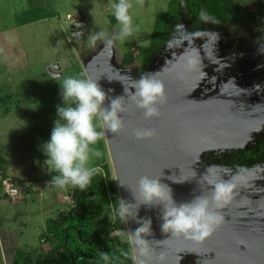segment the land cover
<instances>
[{
    "label": "rangeland",
    "instance_id": "rangeland-1",
    "mask_svg": "<svg viewBox=\"0 0 264 264\" xmlns=\"http://www.w3.org/2000/svg\"><path fill=\"white\" fill-rule=\"evenodd\" d=\"M169 1L130 0L129 14L134 31L121 40V26L113 8L118 0H0V33L6 37L5 42L0 43V236L5 252L12 259L11 264L13 260L14 264H38L37 260L46 252H54L56 244L49 237L54 227L48 228L54 221L69 216L74 206L76 188L61 189L53 185L51 181L58 173L44 164L47 157L43 145L50 140L58 118L57 106H63L60 83L64 77L95 80L106 94L103 108L110 107L112 99L123 97L126 110L121 118L125 122L130 118L129 95L135 92L133 81L142 75H158L168 67L187 70L181 57L186 50L191 52L194 48L199 51L202 63L198 71L204 75L197 81L189 101L201 106L200 113L205 115L203 111L212 108L227 122L264 116V51L252 56L242 49V43L251 37L264 40V0H233L239 11L233 25L206 28V24L198 30L215 33L214 42H209L207 36L195 37L193 33L197 30L181 17L177 25L183 28L175 25V34L162 47L161 53L142 69L139 53L149 47L156 16L167 11ZM77 22L84 25L80 28L82 35L76 39L73 32ZM93 36L97 37L94 46L90 43ZM168 42H172L171 47ZM239 44L238 55H233L231 51H236ZM126 54L132 56L129 65L122 63ZM53 65L58 69L52 68ZM46 67L58 77H51ZM209 69H212L211 74H208ZM236 71L244 72V81L239 82ZM194 72L188 73L193 75ZM256 73L261 75L253 78ZM209 75L215 80L214 89L207 97L200 98L196 91ZM97 123L102 125L103 122L98 119ZM262 130V127H253L242 132L243 145L249 144ZM93 147L102 155L93 157L89 166L98 168L104 176V167L108 168L106 181L113 183L119 204V229L115 230V224L111 223L105 229L120 236L119 244L129 243L130 232L126 214L121 216L122 201L106 131ZM250 174L245 196L258 200L264 194V174ZM7 177L12 179L17 190L15 197L4 192L1 180ZM194 199L187 189L179 204ZM246 210L235 235L247 234L264 242L263 214ZM184 253L182 261L191 258V264H203L204 255Z\"/></svg>",
    "mask_w": 264,
    "mask_h": 264
},
{
    "label": "water",
    "instance_id": "water-1",
    "mask_svg": "<svg viewBox=\"0 0 264 264\" xmlns=\"http://www.w3.org/2000/svg\"><path fill=\"white\" fill-rule=\"evenodd\" d=\"M83 22L76 23L74 38H80V28ZM52 68L58 69L57 65ZM46 71L51 77H58L50 67ZM190 70L168 67L157 75V79L165 85L167 102L160 107L159 118L145 120L143 112L131 102L129 116L124 122V129L119 133L106 131L115 177L119 188L122 204L128 207L126 214L127 225L135 253L137 264L143 260L144 264H173L174 259L179 262L182 253L197 252L202 255L212 253L214 257L204 264H252L255 255H259L258 246L252 237L240 238L239 243L247 242L256 251H249L247 255L236 258L233 254L234 237L239 219L245 216L244 206L264 211V200L255 201L247 196L244 185L251 177L250 173L243 174V182L239 183L235 198L231 205L218 210L224 216V224L201 245H196L184 238H173L170 233L161 229L163 223V205L158 202L144 203L138 195L137 185L141 177L158 179L172 191L173 201L178 205L184 198L187 189L196 197L210 196L212 185L208 181L231 179L229 173L213 170L208 174L201 165L206 152L219 149L244 148L241 142L242 132L264 124V119L234 120L227 122L210 108L208 112L200 113V105L190 102V96L197 86L201 72L189 74ZM193 72V71H192ZM196 91V90H195ZM212 106L216 108L213 102ZM137 129H155L156 136L152 139L137 140L134 132ZM261 136L258 138H262ZM207 175V180L204 176ZM255 175V174H254ZM238 183V181H237ZM246 187V186H245ZM150 220V233L142 234V239L153 246L151 259L139 255V246L135 243L134 233L144 222ZM167 248V249H166ZM164 260H159L160 254ZM264 264V257L261 262Z\"/></svg>",
    "mask_w": 264,
    "mask_h": 264
},
{
    "label": "clouds",
    "instance_id": "clouds-1",
    "mask_svg": "<svg viewBox=\"0 0 264 264\" xmlns=\"http://www.w3.org/2000/svg\"><path fill=\"white\" fill-rule=\"evenodd\" d=\"M132 7L130 0H118L113 5L114 16L121 26L120 39L123 40L133 34L132 16L129 9ZM199 19L203 22L211 21L218 24L214 16H211L205 9L199 12ZM183 28V25H177ZM195 37L209 38V42L216 39L215 33L196 31ZM187 38V34L186 37ZM97 37L90 38L91 45H95ZM111 46V41L108 42ZM172 46V42H168ZM264 51V48L261 49ZM185 61V68L191 71H198L202 68L199 51L192 49L185 51L181 57ZM201 75L204 74L201 72ZM134 94L129 99L136 108L143 112L145 120L159 118L160 107L167 102L165 85L157 79V74L142 75L137 81H133ZM257 88L260 86L257 85ZM63 106H57V120L50 135V140L43 145V151L47 159L44 164L50 171L58 173L51 183L61 189L71 186L73 188H86L94 175L100 170L90 167L89 161L95 157H101L102 153L93 146L105 135V131L113 134L124 129V121L121 114L125 112V100L123 97H116L111 100L110 107L103 108L106 94L99 84L91 78H78L74 76L64 77L60 83ZM125 94L128 89L125 88ZM102 120V125L97 121ZM99 129V130H98ZM137 140L152 139L156 136L155 129H137L134 132ZM223 169L229 173L231 169L213 165L207 169L210 174L213 170ZM231 176L228 181H208L212 185L210 196L196 197L189 203L177 205L172 198L171 189L160 183L158 179H150L147 176L141 177L138 181L137 192L139 198L146 204L158 202L163 205V223L161 229L164 233H170L173 238L181 237L196 245H201L211 238L214 233L224 224V216L221 209L227 208L233 202L238 188L237 181L243 182L244 178L240 173ZM207 175L204 179L207 180ZM121 216L128 214L129 209L121 204ZM151 221L143 223L134 233L135 243L139 246V255L151 259V252L148 242L142 239V234L150 233ZM159 260H164L161 253ZM140 264H144L141 260Z\"/></svg>",
    "mask_w": 264,
    "mask_h": 264
},
{
    "label": "trees",
    "instance_id": "trees-1",
    "mask_svg": "<svg viewBox=\"0 0 264 264\" xmlns=\"http://www.w3.org/2000/svg\"><path fill=\"white\" fill-rule=\"evenodd\" d=\"M201 9L214 16L218 24L201 21ZM238 16L239 11L233 0H170L167 11L156 16L149 47L139 53L142 69L161 53L162 47L175 34L174 27L181 17H185L192 29L198 31L206 24V28L233 25ZM131 61V54L124 55V65H129ZM256 149L250 153L243 150L229 153L230 161L246 162L250 158L264 161V137ZM104 172L105 176L100 172L94 175L86 188H76L74 206L68 212L70 215L54 221L48 228L54 227L49 233L56 244L54 252H46L37 260L38 264H134L129 243L119 244L120 236L112 235L110 229H105L110 223L115 224V230L119 229L120 218L113 183L106 181L109 177L107 167H104ZM96 216L100 218L96 220ZM15 262L13 260L12 264Z\"/></svg>",
    "mask_w": 264,
    "mask_h": 264
},
{
    "label": "flooded vegetation",
    "instance_id": "flooded-vegetation-1",
    "mask_svg": "<svg viewBox=\"0 0 264 264\" xmlns=\"http://www.w3.org/2000/svg\"><path fill=\"white\" fill-rule=\"evenodd\" d=\"M254 37H251V38L247 39V41L245 42V44L242 43V49L245 50V51L250 52L251 53L250 55H252L254 53L255 56L256 55L258 56L259 53H260L259 51L262 48H264V40L263 39H260V37L259 38H255L253 40ZM239 48L241 49L240 44L237 47V50L236 51H231L233 53V55H238V52L240 51V50H238ZM211 70L212 69H209V73L208 74H211L212 73ZM235 73L238 76L237 79L239 80V82H242V81L245 80L244 79V77H245L244 72H242V71H236ZM258 75H261V73H259V74L256 73L255 75H252V76H254L253 78H255ZM204 80H205V78H204ZM202 85L203 86L202 87L200 86V88H198V90L196 91V95L198 97H200V98H205L214 89L215 80L213 78H211L210 75H209L208 76V79L206 80V82L203 83ZM248 119H251V118L249 117V118L244 119V120H248ZM261 119H264V116H262ZM261 125L259 126V128H261V127L263 128V130L261 131V133L263 134L262 135V138H260V139L258 138L259 136H261V134L256 135L255 138L252 139V141L249 144H247L246 146H244L243 143H242V145L244 146V148H237V149H219V150L208 151L203 156L201 165L204 166V167H211L213 165H221V166H224V167H227V168L231 169V171L233 172L232 175L239 173L240 169H244L245 170L244 172L240 173L241 176L243 174H246V173H249V172L254 173L255 175L261 174V173L264 174V161L263 160H261V161H255L254 159L252 160L250 158L246 162H231L230 161L231 156L229 155V153H235L237 150H243V151H247L249 153L250 152H254V150L256 151L257 150L256 149L257 146L259 144H261V140L264 137V124H261ZM255 172H258V173H255ZM248 182L249 181H247L245 183V185H244V188L245 189H246L245 186L248 184ZM239 183H241V181H238V184ZM263 200H264V194L261 195V197L258 200H255V201H263ZM246 208L251 209V210H255V211H257V213L263 214V216H264V211L258 210V209H254V208H251V207H248V206H244L243 207V211L245 212V215L247 214L246 213V211H247ZM246 235L247 234H244L242 236H235L234 237V243H233V245H234V247H233L234 252H233V254L235 253L236 258L238 256H240V255H247L249 251H256L257 250L254 246L250 247L249 243H247V242H241V243L238 242V240L240 238H242L243 240H245V238L251 239L250 237H248ZM253 242H254V244L255 243L256 244H259V246H258L259 255L258 256L255 255L254 258H253V261L251 263L252 264H261V262L263 260V257H264V242H262V241H260L258 239H253ZM129 246H130V250H131V254H132L133 260L136 261V259H135V253H134V249H133V245H132V241L129 242ZM149 247H150V249L154 248L151 245H149ZM184 254L185 253L183 252L182 253V256H184ZM213 257H214V255L212 253H209V255H204L203 256V259L204 260L202 261L203 264L206 261L211 260ZM136 264H137V261H136ZM173 264H191V258H188L187 261H185V262L182 261V260L179 262L178 259H174Z\"/></svg>",
    "mask_w": 264,
    "mask_h": 264
},
{
    "label": "crops",
    "instance_id": "crops-1",
    "mask_svg": "<svg viewBox=\"0 0 264 264\" xmlns=\"http://www.w3.org/2000/svg\"><path fill=\"white\" fill-rule=\"evenodd\" d=\"M5 38H3V32L0 33V43L5 42ZM5 250V244L3 243L2 237L0 236V264H11L12 259H10V254H7ZM11 258H13V256Z\"/></svg>",
    "mask_w": 264,
    "mask_h": 264
},
{
    "label": "built area",
    "instance_id": "built-area-1",
    "mask_svg": "<svg viewBox=\"0 0 264 264\" xmlns=\"http://www.w3.org/2000/svg\"><path fill=\"white\" fill-rule=\"evenodd\" d=\"M1 184L3 185L4 192L10 197H15L17 195V190L14 188V184L12 179L10 178H3L1 180Z\"/></svg>",
    "mask_w": 264,
    "mask_h": 264
}]
</instances>
